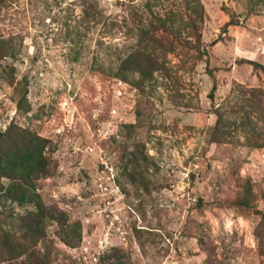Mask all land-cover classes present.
I'll return each instance as SVG.
<instances>
[{
	"label": "rangeland",
	"instance_id": "rangeland-1",
	"mask_svg": "<svg viewBox=\"0 0 264 264\" xmlns=\"http://www.w3.org/2000/svg\"><path fill=\"white\" fill-rule=\"evenodd\" d=\"M0 264H264V0H0Z\"/></svg>",
	"mask_w": 264,
	"mask_h": 264
},
{
	"label": "trees",
	"instance_id": "trees-1",
	"mask_svg": "<svg viewBox=\"0 0 264 264\" xmlns=\"http://www.w3.org/2000/svg\"><path fill=\"white\" fill-rule=\"evenodd\" d=\"M24 97H20L18 100H17V107L19 109L23 108L24 106H26V103L24 102Z\"/></svg>",
	"mask_w": 264,
	"mask_h": 264
}]
</instances>
